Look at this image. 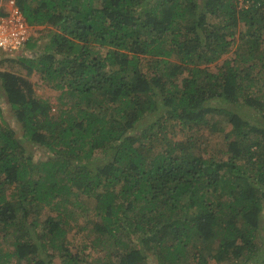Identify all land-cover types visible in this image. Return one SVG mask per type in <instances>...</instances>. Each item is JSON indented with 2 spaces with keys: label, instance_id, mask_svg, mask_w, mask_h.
<instances>
[{
  "label": "trees",
  "instance_id": "obj_1",
  "mask_svg": "<svg viewBox=\"0 0 264 264\" xmlns=\"http://www.w3.org/2000/svg\"><path fill=\"white\" fill-rule=\"evenodd\" d=\"M13 1L49 39L0 66L60 95L0 71L18 128L0 115V264H90L122 234L143 248L101 264H264V0ZM76 195L91 247L67 239L77 218L41 215Z\"/></svg>",
  "mask_w": 264,
  "mask_h": 264
},
{
  "label": "rangeland",
  "instance_id": "obj_2",
  "mask_svg": "<svg viewBox=\"0 0 264 264\" xmlns=\"http://www.w3.org/2000/svg\"><path fill=\"white\" fill-rule=\"evenodd\" d=\"M0 2L3 4V0H0ZM5 11H7V8H5ZM45 27L43 26H35L31 29L30 31V37L27 40V43H33L36 42V47L35 48H31V49H26V45L23 49V51H21L20 53H18L17 55L14 56H5L4 54L6 52L1 51L0 50V60L3 57H8V58H12V57H17L18 55H23L24 57L31 58L38 56L39 53H42V48L44 46L47 45L48 39L46 37V32L44 30ZM48 29H50L49 27H47ZM53 30V29H52ZM232 51L230 50L224 57H222L219 61H224L226 58H230L232 56ZM7 54V53H6ZM218 61V62H219ZM212 67H214V65H212ZM0 71H13L15 73H17L18 75L24 76L27 78V80L30 82L31 84V88L34 92V94L36 95L37 98L42 99V100H46L51 104H55L57 101V97H59L60 92L57 90H54L52 88V85L54 84V82H44L41 80L40 76L38 77V74H32L29 76L25 67H22L21 65H17L12 69V66L8 63H4L1 64L0 66ZM43 76V75H42ZM3 90L1 89V82H0V115H1V119L10 127L13 128V130H17L18 128L16 127L15 121H14V117L10 112L9 109V105H8V101L6 99V96L3 95ZM218 120L223 123V117L222 118H218ZM229 129V127H228ZM18 135L19 132L17 133ZM217 140V139H216ZM46 151V150H45ZM35 157L34 158H40L42 157L44 154L48 155V152H44L40 149H34L33 150ZM74 199H80L83 200V204L79 205L78 207L80 208H75V210H73V212H71V215H69L70 212V206L71 205H59L58 209L54 210L52 207L49 208H44L43 211L41 212V215H56L59 212H61L62 216L66 217L65 215H67L68 217H70V221L72 219L77 218L78 221L77 223H79V226L82 228H84V230L77 231V229H75V231H73L74 233H71L68 235L67 239L69 240L71 245H75V246H79L82 245L83 242L88 241V243L90 244V247L93 245V243L91 244L92 240L95 239V236L93 235V230L91 229V226L95 221L92 219V215L93 214V202H89L86 201L85 202V197H78L76 195V197H72L70 198V200H74ZM75 201V200H74ZM82 203V201H81ZM83 206V207H82ZM67 209V210H65ZM63 213H66L65 215ZM44 218V217H43ZM72 223H75V221H71ZM262 231L264 233V217H263V221H262ZM123 235V234H122ZM122 235L116 237H111V239L108 238L107 235L102 237L101 240V244H94V247L89 248V250L87 251L89 253V256L86 258L87 263L93 264L95 262L97 263H104L106 262V260H108L107 258L112 257V255L110 254L112 252L113 249H115V245L116 242L119 243H123V245H119L118 244V252L119 253H123L128 250L130 248V250L133 248L134 245H136L137 247H139L140 249L143 248V245L140 242V237H136L134 236L133 239H131L130 241L127 242V240L122 237ZM1 237V235H0ZM91 241V242H90ZM95 241H99V239H96ZM1 242V239H0ZM6 243V242H5ZM124 243L127 246L126 249H124ZM134 243V245H133ZM4 248H9L8 245H3ZM111 255V256H110ZM148 255H150V252L148 253ZM112 259V258H111ZM84 261V260H83ZM60 260H58L57 264H60ZM84 264V262L82 263Z\"/></svg>",
  "mask_w": 264,
  "mask_h": 264
},
{
  "label": "built area",
  "instance_id": "obj_3",
  "mask_svg": "<svg viewBox=\"0 0 264 264\" xmlns=\"http://www.w3.org/2000/svg\"><path fill=\"white\" fill-rule=\"evenodd\" d=\"M30 31L14 1H8L6 15L0 14V50L17 51L29 39Z\"/></svg>",
  "mask_w": 264,
  "mask_h": 264
},
{
  "label": "clouds",
  "instance_id": "obj_4",
  "mask_svg": "<svg viewBox=\"0 0 264 264\" xmlns=\"http://www.w3.org/2000/svg\"><path fill=\"white\" fill-rule=\"evenodd\" d=\"M6 7H7V5H6ZM5 7V8H6ZM7 11H5V13H6ZM28 25V24H27ZM29 26V25H28ZM31 29L33 28V26H29ZM26 43H27V41L24 43V45H22L17 51H15V52H12V51H6L7 53H9L11 56H14V55H17L18 53H20L21 51H23V49H24V47H25V45H26ZM1 51H3V50H1Z\"/></svg>",
  "mask_w": 264,
  "mask_h": 264
}]
</instances>
